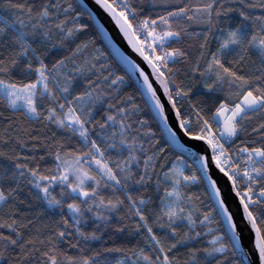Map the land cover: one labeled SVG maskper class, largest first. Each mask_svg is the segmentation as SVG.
<instances>
[{"label":"snow or ice","instance_id":"6c2138e0","mask_svg":"<svg viewBox=\"0 0 264 264\" xmlns=\"http://www.w3.org/2000/svg\"><path fill=\"white\" fill-rule=\"evenodd\" d=\"M0 264H264V0H0Z\"/></svg>","mask_w":264,"mask_h":264},{"label":"water","instance_id":"95a60500","mask_svg":"<svg viewBox=\"0 0 264 264\" xmlns=\"http://www.w3.org/2000/svg\"><path fill=\"white\" fill-rule=\"evenodd\" d=\"M89 2H90V0H89ZM99 15H100V19H101V21L105 24V26H106V27L112 32V34L115 36V35H116V30H115L113 24H111V23L109 22V19H108V18H107L102 12L99 13ZM117 42L120 44V46H121L125 51H128L126 45H125L122 41H120L118 37H117Z\"/></svg>","mask_w":264,"mask_h":264}]
</instances>
